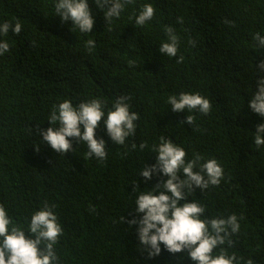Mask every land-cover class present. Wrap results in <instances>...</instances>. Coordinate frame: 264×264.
<instances>
[{
	"label": "trees",
	"instance_id": "1",
	"mask_svg": "<svg viewBox=\"0 0 264 264\" xmlns=\"http://www.w3.org/2000/svg\"><path fill=\"white\" fill-rule=\"evenodd\" d=\"M56 3L0 0V24L22 25L18 35L0 34L9 44L0 56V204L12 221L29 234L31 216L45 201L54 205L63 228L54 245L57 264H195L187 251L172 254L163 245L149 258L128 223L140 218L134 210L141 191L167 179L139 176L156 164L154 149L165 136L186 160L199 154L201 164L219 162L220 184L188 191V202L205 207L202 219L235 214L241 228L228 253L264 264V146L254 143L264 117L249 108L264 61L253 40L264 36V0H134L110 21L104 16L110 6L102 10L88 0L95 24L87 34L62 22ZM145 4L155 15L139 26L135 18ZM169 26L180 38L177 57L159 52ZM90 39L93 49L86 47ZM182 92L208 99L210 113L172 111L168 97ZM121 96L131 97L130 111L140 118L125 145H115L101 122L96 138L106 143V160L88 158L86 143L72 138L73 151L60 155L38 134L52 126L49 117L64 100L78 107L100 99L106 118ZM187 115L195 116L192 126L183 123Z\"/></svg>",
	"mask_w": 264,
	"mask_h": 264
},
{
	"label": "clouds",
	"instance_id": "2",
	"mask_svg": "<svg viewBox=\"0 0 264 264\" xmlns=\"http://www.w3.org/2000/svg\"><path fill=\"white\" fill-rule=\"evenodd\" d=\"M96 2L102 10L105 6H110L104 12L105 20L110 21L119 18L125 6L134 0ZM55 11L62 22L71 21L73 29L78 28L86 34L92 32L95 19L88 0H57ZM154 15V7L145 4L136 16L135 23L143 26L151 21ZM177 22L183 23V20ZM21 30L22 25L19 22L0 24V34L3 35L10 31L18 35ZM164 31L167 42L160 45L159 52L168 57H177L180 38L170 26L165 27ZM253 40L264 49V36L257 33ZM190 43L195 47V41ZM86 47L93 49L95 41L88 40ZM8 50L9 44L0 42V56ZM183 60L184 57L179 56L176 62L182 63ZM258 67L261 70L260 79L256 81L258 91L251 95L249 108L264 117V61H261ZM130 99V96L119 97L113 104V110L107 112L106 118L105 105L100 99L82 102L78 107H74L71 101L64 100L54 108L49 117L48 122L52 126L46 131H38V134L42 136L43 142L60 155L73 151L69 139L72 138L79 143H86L88 158L106 160V143L104 139L96 138V131L103 122L111 141L115 145H125L127 138L135 135L137 125L134 122L140 118L139 113L130 111ZM167 103L174 112H185L187 109L189 112L198 111L208 115L212 108L211 102L199 93L182 92L179 96L170 95ZM57 122L59 127H53ZM183 123L192 126L195 116L187 115ZM254 143L257 148L264 146V123L257 125ZM136 147L133 143L132 149L135 150ZM145 147L147 145L144 143L139 145L141 151ZM154 151L157 152L156 164L144 166L139 176H142L145 182L151 180L154 174H162L167 179L158 183L152 190L141 191L135 201L134 210L140 218L128 221L130 227H136L137 239L148 257L160 255L163 245L164 249L172 254L187 251L195 264H254L252 259L245 261L242 256L229 254L227 251L234 246L232 237L238 234L241 228L235 214L227 218L202 219L205 207L196 201L188 202V191L194 192L198 188L204 192L210 185L220 184L224 170L219 162L209 159L201 164L203 157L199 154H195L191 160H186V151L165 136L160 137V143ZM197 167L199 171L194 170ZM132 185L136 192L139 189L137 182ZM54 207L45 201L41 209L31 216L29 235L22 226L12 221L5 207L0 204V264H57L58 257L54 245L63 234V228L58 223ZM217 249L219 253L214 254Z\"/></svg>",
	"mask_w": 264,
	"mask_h": 264
}]
</instances>
